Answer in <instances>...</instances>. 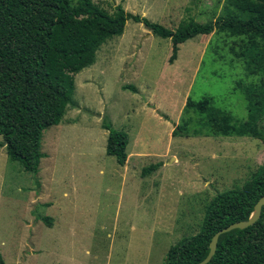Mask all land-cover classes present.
<instances>
[{
	"label": "rangeland",
	"instance_id": "374dc122",
	"mask_svg": "<svg viewBox=\"0 0 264 264\" xmlns=\"http://www.w3.org/2000/svg\"><path fill=\"white\" fill-rule=\"evenodd\" d=\"M176 30L224 17L227 0H91ZM239 37L214 32L180 46L130 20L95 64L76 76L75 105L41 135L38 174L0 148V253L6 264H163L169 249L202 227L214 197L242 188L264 163L260 123L250 114ZM244 124L215 133L208 114ZM214 110V112H213ZM106 123L129 135L125 166L106 152ZM176 132V135L173 133ZM0 136V142L2 141ZM51 223V225L49 224Z\"/></svg>",
	"mask_w": 264,
	"mask_h": 264
},
{
	"label": "trees",
	"instance_id": "16d2710c",
	"mask_svg": "<svg viewBox=\"0 0 264 264\" xmlns=\"http://www.w3.org/2000/svg\"><path fill=\"white\" fill-rule=\"evenodd\" d=\"M227 6L226 15L215 21L202 24L190 18L171 30L127 12L122 3L110 13L91 0H0V148L25 171L38 174L45 157L43 131L62 123L75 105L76 76L95 64L110 38L124 34L130 20L172 41L171 64L178 59L180 46L200 35L217 32L239 37V51L234 54L246 61L248 76H260L258 85L244 86L243 91L248 110L264 134V0H227ZM189 102L208 114L215 133L246 135L244 124L235 125L231 116L209 111L208 99ZM104 129L107 154L125 166L129 135L110 123ZM262 196L264 163L242 188L217 194L206 208L201 230L173 245L163 264L205 260L214 235L231 224L249 221ZM0 264H6L1 253ZM208 264H264V206L254 225L220 236Z\"/></svg>",
	"mask_w": 264,
	"mask_h": 264
},
{
	"label": "water",
	"instance_id": "95a60500",
	"mask_svg": "<svg viewBox=\"0 0 264 264\" xmlns=\"http://www.w3.org/2000/svg\"><path fill=\"white\" fill-rule=\"evenodd\" d=\"M263 206H264V196H262L261 199L258 201L256 208H255V212L249 221H240V222L231 224L228 227L218 231L212 239L211 249H210L209 255L207 256V258L205 260H203L202 262H200L198 264H208L212 260V258L216 254L218 242H219L220 236L222 234L228 233V232L235 230V229H246V228L254 225L261 218Z\"/></svg>",
	"mask_w": 264,
	"mask_h": 264
},
{
	"label": "crops",
	"instance_id": "0c3cea01",
	"mask_svg": "<svg viewBox=\"0 0 264 264\" xmlns=\"http://www.w3.org/2000/svg\"><path fill=\"white\" fill-rule=\"evenodd\" d=\"M128 159H129V155H128ZM127 164V163H126Z\"/></svg>",
	"mask_w": 264,
	"mask_h": 264
}]
</instances>
